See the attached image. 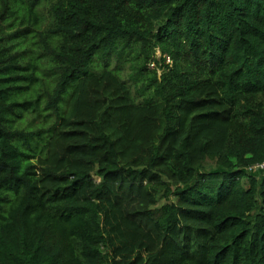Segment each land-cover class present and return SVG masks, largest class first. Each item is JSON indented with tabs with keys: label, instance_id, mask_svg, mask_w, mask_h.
<instances>
[{
	"label": "trees",
	"instance_id": "1",
	"mask_svg": "<svg viewBox=\"0 0 264 264\" xmlns=\"http://www.w3.org/2000/svg\"><path fill=\"white\" fill-rule=\"evenodd\" d=\"M262 162L264 0H0V264H264Z\"/></svg>",
	"mask_w": 264,
	"mask_h": 264
},
{
	"label": "rangeland",
	"instance_id": "2",
	"mask_svg": "<svg viewBox=\"0 0 264 264\" xmlns=\"http://www.w3.org/2000/svg\"><path fill=\"white\" fill-rule=\"evenodd\" d=\"M155 56L158 58V57L160 56V53H159L158 51H156ZM115 64H117V61L115 60L114 57H112L111 60H110V65H111V67H114ZM97 65H98V63H95V67H94V69L98 71L100 68H99V67H96ZM127 72H129V69H127V70H126V69H123L122 72H121L122 77L126 78V77H127V75H126ZM129 84H130L131 90H132V92H133V94H134L136 100L138 101V100L140 99V97L137 95V93H136V91H135V87L133 86L132 83H129ZM67 95H68V94H65L64 98L67 97ZM208 165H210L209 162H208ZM162 202H163V201L160 200L159 204H161Z\"/></svg>",
	"mask_w": 264,
	"mask_h": 264
},
{
	"label": "built area",
	"instance_id": "3",
	"mask_svg": "<svg viewBox=\"0 0 264 264\" xmlns=\"http://www.w3.org/2000/svg\"><path fill=\"white\" fill-rule=\"evenodd\" d=\"M165 61H166V63H170V62H171V59L169 58V56H166V55H165ZM148 66H149L150 68H155V67H156L155 62H150V63L148 64ZM158 73H160V70H158ZM254 167H255V168H262V169H264V162H262V163H260V164H256Z\"/></svg>",
	"mask_w": 264,
	"mask_h": 264
}]
</instances>
